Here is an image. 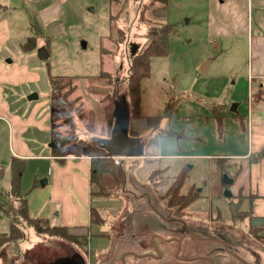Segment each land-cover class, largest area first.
<instances>
[{"label":"rangeland","instance_id":"obj_1","mask_svg":"<svg viewBox=\"0 0 264 264\" xmlns=\"http://www.w3.org/2000/svg\"><path fill=\"white\" fill-rule=\"evenodd\" d=\"M248 2L167 0L164 5L157 0H72L51 24L42 21L32 5L22 7V12H16L20 11L16 6L6 12L13 34L24 36L23 42L36 37L38 45L34 52L24 53L21 39L13 37L11 45L0 52V62L12 75L1 92L11 119L19 115L23 122L31 120V113L38 109L36 122L42 121L50 113V78L60 76L71 80L66 89L70 88L79 138L93 144L102 140L107 149L115 135L132 132L140 137L131 157L113 156L106 150L113 173H103L100 181L110 195L92 198L95 204L99 202L96 206L103 223L87 231H69L86 236L87 248L41 236L26 227L19 253L4 251L0 264H211L184 261L198 257L211 258L215 264H264V238L257 241L249 231L256 221L250 225L231 221V198L223 196L225 190L216 173V160L226 158L236 135L222 111L220 126L213 105L227 98L235 71L246 68ZM166 24L176 34L169 39V54L152 59L150 75L141 81L142 117L133 119L128 86L132 58L147 47L152 29ZM231 35L239 36L238 44L229 39ZM234 61L240 64L236 68ZM205 64L208 73L202 70ZM112 100L115 118L109 124L106 108ZM159 116L164 130L155 129V122L147 120ZM6 124V129H0V199L5 202L11 199L13 144ZM28 125L23 140L38 158L26 162L21 192L29 194L40 208L48 193L40 187L43 178L38 182L40 188L34 187L36 174L48 171V163L40 157L51 154L54 146L62 145L65 152L76 150L64 145L63 124L46 122L50 132L42 125ZM169 131L174 135H167ZM52 133L60 137L53 141ZM82 153L88 155L86 150ZM182 174L187 176L182 193L198 192L201 199L180 216L161 197ZM93 191H99L97 184ZM208 197L218 199L209 201ZM102 202L110 205L102 207ZM218 213L221 219H216ZM179 224L192 234L187 233L177 256V243L165 240L174 239L172 226ZM9 229V217L3 213L0 234ZM156 247L163 258L125 257L130 249L142 256L153 254Z\"/></svg>","mask_w":264,"mask_h":264},{"label":"crops","instance_id":"obj_2","mask_svg":"<svg viewBox=\"0 0 264 264\" xmlns=\"http://www.w3.org/2000/svg\"><path fill=\"white\" fill-rule=\"evenodd\" d=\"M71 1L0 0V52L11 45L13 37H17L13 34L11 21L9 16L6 15V12L11 11L13 6L20 9V11L16 9V12H22V7L32 5L35 12L41 16L42 21L51 24L58 19L60 12ZM248 19L247 42L245 43L248 58L246 68L243 71L237 70L233 74L231 86L227 90V98L229 99L224 96L220 103H215V105L225 106L222 110L223 116L229 123H233L235 127L236 136L234 137L232 148L230 153L225 155L226 164L234 180L230 189L233 196L229 201V207L231 203L240 204L241 211L250 212L249 217L242 223L250 222V225L253 221H256V227H259L264 226V0H249ZM17 38L21 39L19 45L21 51H23L22 45L26 41L23 42L22 40L25 37L20 35ZM29 38H33V36ZM229 39L235 40V43L238 44L239 36L231 35ZM1 55L3 54L0 53ZM238 65L240 64L234 61L233 66L236 68ZM208 66L207 73L209 72ZM11 77L12 75L5 71V65L0 62V129H6V122L10 125L9 131L12 135L11 137H13V144L10 148L12 160L17 158L27 162L33 158H38L33 153L34 148L23 140L24 133L30 127L28 124L42 125L44 131L50 132V128H46L45 123H52V110L50 108V113L40 122H36V119L40 118V110L38 109L31 113V120L27 119L23 122L19 115L11 119L8 116L10 113L9 107L7 103H3L1 98L3 86L9 85ZM228 107H232V112H228ZM157 130L164 129L160 125ZM52 135L53 140L56 134L52 133ZM125 136L129 138V142L134 148L139 145V143L136 145V142H134L138 141L139 134L130 132L129 135ZM120 138H123L122 135ZM131 139L134 141H131ZM96 142L95 144L102 146V140ZM122 142H124V145L128 144V140ZM130 146L127 145V149ZM127 149L123 147L119 150L122 153H126L125 150ZM65 155L64 157H58L54 155L53 151L49 155L40 157L48 163V171L47 174H36L37 181L35 184L37 188L40 178L45 179V185L41 184L40 187L47 189L48 193L44 194L45 201L40 208L29 199L30 216L45 220L50 226H63L70 228V230L87 231L91 222L90 209L95 208L98 210L96 204L99 203L95 204L92 199L94 197L93 159L85 154L77 156L73 151L65 152ZM159 156L158 153V155H154V158L157 160ZM139 157L142 156L139 155L134 158ZM155 171L161 172V170ZM235 174L236 177L233 178L232 175ZM161 198L163 199V196ZM214 199L218 198L215 197ZM104 204L110 205L107 202H102V207L105 206ZM45 209V213H40ZM216 219H221L220 213L217 214ZM231 221L234 224L239 223L233 221L232 217ZM261 235L264 236V232ZM144 244L142 243L141 246ZM145 252L149 253V250H145ZM128 253H133V249H130ZM128 253L125 255L126 257L132 256Z\"/></svg>","mask_w":264,"mask_h":264},{"label":"trees","instance_id":"obj_3","mask_svg":"<svg viewBox=\"0 0 264 264\" xmlns=\"http://www.w3.org/2000/svg\"><path fill=\"white\" fill-rule=\"evenodd\" d=\"M162 2L164 5L167 4V0H157ZM176 34L175 28L166 24L165 26L159 27L157 29H152V31L147 35L149 39V44L142 51H138L132 58L130 73L128 77V86H129V105L131 111V117L134 119L141 118L140 115V104L142 97V88L141 81L150 75L151 71V62L155 57H166L169 54V39L172 35ZM37 49V40L36 38H29L22 45V50L25 53H31ZM71 84V80H66L63 77L56 76L50 78L51 93L49 95V105L52 110V123L58 124L61 123L65 126L66 130L62 133L64 145L75 147V153L77 156L83 155L82 151L86 150L88 156L93 159V168H92V179L93 183L99 186L98 192H93L94 197L109 196V193H105V188L100 181L101 175L103 173H113V170L109 166L113 164H107V155L108 153L105 147L96 145L86 140L79 138L76 134V122L74 119L73 104L69 99V89H66L68 85ZM66 91V92H65ZM113 99V98H112ZM114 101L112 100L110 105L107 106L106 111L109 115V124H112V119L115 118L114 111ZM225 106L213 105V111L216 110L219 112L217 118H219V124L222 126L221 121V111ZM172 107H170L168 115L171 113ZM148 122H155L156 128H160V123L162 121V116L154 117L147 119ZM151 124V123H150ZM153 125V124H152ZM150 125V126H152ZM154 126V125H153ZM167 135L173 136L174 134L169 131ZM166 136V135H164ZM60 137V134H56L53 138V141L57 140ZM54 146V155L58 157H64L65 151L64 147ZM58 149V150H57ZM216 173L218 174V180L223 186L224 175L227 174L231 176L228 166L226 164L227 159L220 158L216 160ZM26 162L13 158L11 163V199L7 202L0 199V216L3 213H6L10 221V229L8 233L0 234V260L2 258L3 252L6 250H12V252L20 251L19 242L24 238V228L33 227L35 231L45 237L51 239H60L66 242H69L74 245L81 246V248H87L88 238L86 236H76L70 234V228L63 226H50L49 223L45 220L32 218L30 216V207H29V194H23L21 192V181L23 176L24 167ZM157 173V172H156ZM233 178L236 177L232 175ZM152 177V176H151ZM186 174L179 176L174 183L170 186L167 193L163 196L167 199V203L170 208H172L176 215H182L183 212L190 207L193 203L198 201L201 196L198 192L189 191L187 194L182 193V189L186 182ZM36 187V184L34 185ZM224 193V192H223ZM224 196V194H223ZM215 198V197H214ZM240 204H230L232 211V220L235 222H243L246 218L249 217L250 212H244L240 210ZM91 213V222L88 230L92 225H102L103 219L101 218L99 212L95 208L90 209ZM46 224V228H43L42 225ZM264 232V226L251 227L250 233L254 236L255 240L261 241L264 236L261 233Z\"/></svg>","mask_w":264,"mask_h":264},{"label":"water","instance_id":"obj_4","mask_svg":"<svg viewBox=\"0 0 264 264\" xmlns=\"http://www.w3.org/2000/svg\"><path fill=\"white\" fill-rule=\"evenodd\" d=\"M202 70H203V72L207 73V65L206 64L202 67ZM33 98H34V96L31 97V100ZM120 136H121V134L113 136L112 139L107 143L106 147H107V149L110 152H112L114 154L113 156L128 157V156L131 155V151L133 150L134 146L131 145V143L129 142L130 141L129 138H126L125 135H122L123 138H120ZM123 139L125 141L128 140V142H127L128 144L127 145H129V146L131 145L128 149H127V145L123 144L124 143V142H122V141H124ZM131 141H134V140L131 139ZM134 142H136V145H137L138 141H134ZM123 147H125V149H127V150H125L126 153H122V151L119 150V149H121ZM233 182H234V180L232 178L229 179V176L227 174L224 175V183L226 185H231V184H233ZM42 184L45 185V182H43ZM224 196L228 197V198H231L233 196V194L230 192L229 188L225 189ZM165 241H167V240H165ZM171 241H173V240H170V241H167V242H171ZM175 241H177L179 244L181 243L180 242L181 240H175ZM156 251H157V254H158L157 257L154 256V255H142V256H139V255H137L135 253H128V254L132 255V256H134L136 258H139V259L146 258V257L162 258L161 254H160V251H159V249L157 247H156ZM125 257H123V260L125 259Z\"/></svg>","mask_w":264,"mask_h":264},{"label":"flooded vegetation","instance_id":"obj_5","mask_svg":"<svg viewBox=\"0 0 264 264\" xmlns=\"http://www.w3.org/2000/svg\"><path fill=\"white\" fill-rule=\"evenodd\" d=\"M231 187H232V184L231 185H227V186H225V188H224V190L226 189V188H229V190L231 189ZM170 188V187H169ZM168 191V190H167ZM201 191V190H200ZM167 193V192H166ZM201 199V198H200ZM163 200H165V201H167V199H165L164 197H163ZM207 200H209V201H211V200H213L211 197H210V199H209V197L207 198ZM167 205H168V203H167ZM168 207H169V205H168ZM170 208V207H169ZM172 209V208H171ZM184 213V212H183ZM184 214H182L181 216H183ZM176 220H181V218H177ZM168 223H171V220L168 222ZM172 228L174 229V235H175V237H174V239H169V240H167V241H170V240H173V241H171V242H175V243H177V245H178V248H177V251L174 253V255H177V256H179L180 255V252H181V250H182V248H183V242H184V240H185V237L187 236V233H188V228H186L185 226H180V224H179V226L177 225V226H175V227H173L172 226ZM187 229V230H186ZM178 232H180V233H178ZM188 234H192L191 232H189ZM156 239V238H155ZM175 240H181L180 242V244L177 242V241H175ZM158 248V247H157ZM159 249V248H158ZM160 251V250H159ZM160 254H161V256H162V258H163V255H162V253H161V251H160ZM152 255V254H151ZM154 256H158V254H157V251H155L154 252ZM146 258H151V257H146ZM139 259V258H138ZM141 259H143V258H141ZM152 259H158V258H152ZM160 259V258H159ZM184 261H186V262H196V261H206V262H209V263H211V264H215V261L213 260V259H211V258H205V257H198V258H193V259H184Z\"/></svg>","mask_w":264,"mask_h":264}]
</instances>
